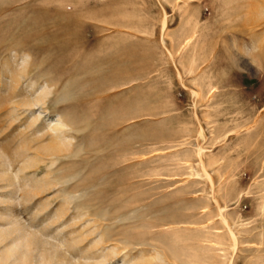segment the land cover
<instances>
[{
	"label": "rangeland",
	"instance_id": "rangeland-1",
	"mask_svg": "<svg viewBox=\"0 0 264 264\" xmlns=\"http://www.w3.org/2000/svg\"><path fill=\"white\" fill-rule=\"evenodd\" d=\"M0 233V264H264V0H0Z\"/></svg>",
	"mask_w": 264,
	"mask_h": 264
},
{
	"label": "bare ground",
	"instance_id": "bare-ground-1",
	"mask_svg": "<svg viewBox=\"0 0 264 264\" xmlns=\"http://www.w3.org/2000/svg\"><path fill=\"white\" fill-rule=\"evenodd\" d=\"M190 41H191V40H189L188 43H190ZM199 156H200V160H199V161H200L201 165H202L204 168H206V164H205V162H204V159H203L202 154L200 153ZM4 235H5V234H4ZM2 236H3V233H0V243L3 242V238H2ZM234 237H235V236H234ZM19 243H20V242H19ZM15 244H16V243H15ZM38 244H39V242H38ZM21 245H23V244H21ZM27 245H28V244H27ZM41 245H42V244H41ZM23 246H24V245H23ZM23 246H21V248H23ZM43 246H44V245H43ZM19 247H20L19 244H17V245L15 246L16 249L19 248ZM38 247H39V245H38ZM15 248L10 249V250L7 252V256H5V257L3 256L4 258L1 257V258H2V259H1V262H2V261L6 262L10 257H13L14 254H15V252H16ZM36 248H37V246H36ZM41 249H42V248H41ZM45 249H46V248H45ZM21 250H22V249H21ZM21 250H20V251H21ZM40 251H41V250H40ZM42 251H43V250H42ZM44 252H45V250H44ZM50 252H51V251H50ZM27 253H28V252H24L23 255H22V257H21V258H23V260H25V261H28V257L30 256V255H28ZM18 254H19V253H17V255H18ZM53 254H54V253H53ZM41 255H42V254H41ZM46 255H48V258H49V259L52 258V257L54 256V255H53L52 257H49L50 254H46ZM55 255H57V253H55ZM58 255H59V254H58ZM58 255H57V256H58ZM19 256H20V255H19ZM38 256H39V255H38ZM60 256H61V255H60ZM45 257H46V256H45ZM55 257H56V256H55ZM58 257H59V256H58ZM21 258H20V259H21ZM46 258H47V257H46ZM60 258H61V257H60ZM15 259H16V258H15ZM54 259H55V258H54ZM40 261H41L40 263H39V261H37L38 264H43V262H45V261H44V257H42V258L40 259ZM53 261H54V260H53ZM61 261H62V260H61ZM66 261H67V259H66ZM37 262H36V263H37ZM48 262H49V260H48ZM59 264H60V263H59Z\"/></svg>",
	"mask_w": 264,
	"mask_h": 264
}]
</instances>
